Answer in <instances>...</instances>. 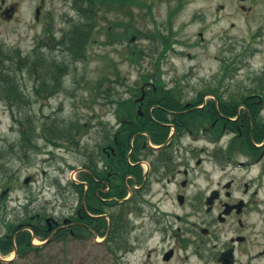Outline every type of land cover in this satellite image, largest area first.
<instances>
[{"label": "flooded vegetation", "instance_id": "obj_1", "mask_svg": "<svg viewBox=\"0 0 264 264\" xmlns=\"http://www.w3.org/2000/svg\"><path fill=\"white\" fill-rule=\"evenodd\" d=\"M28 1L24 17L25 0H0V21L45 26L53 38L36 41L20 72L33 84L27 88L17 75L19 89L27 104L62 91L74 97L75 89L60 78L69 69L66 61L40 49L53 44L74 59L87 57L98 11L108 12L111 2L68 0L65 8L76 20L57 38L50 28L57 8L48 6L50 0ZM137 5L147 6L145 0ZM239 8L251 11L253 5L239 0ZM64 18L69 21L70 13ZM72 29L77 35L89 31L74 47ZM105 32L108 45V25ZM161 33L169 44L158 38L161 47L147 56L149 65L144 49L131 50L141 81L116 83L125 91L110 88L108 122L80 123L76 115L55 113L21 119L14 112L11 159L31 166L42 153V164L76 169L78 179L52 181L65 199L60 207L73 209L67 214L56 213V195L46 197L45 182L36 184L30 175L6 181L0 264H264V75L237 81L241 53L226 58L218 51V67L201 80H165L170 70L164 64L181 41L171 27ZM198 36L202 41V32ZM90 128L92 137L84 139ZM67 156L83 161L74 165ZM7 193H14L11 211ZM73 196L75 206L69 204Z\"/></svg>", "mask_w": 264, "mask_h": 264}, {"label": "rangeland", "instance_id": "obj_2", "mask_svg": "<svg viewBox=\"0 0 264 264\" xmlns=\"http://www.w3.org/2000/svg\"><path fill=\"white\" fill-rule=\"evenodd\" d=\"M178 1L145 0L147 6L108 3V12L105 8L98 11L96 23L99 29L93 32L88 56L81 60L72 58L63 49L53 47V44L48 46L49 48L43 46L40 49H44L48 55H55L66 61L69 69L65 74H61L60 78L70 90L75 89V96L66 97V92L62 91L50 99L36 101L34 96L30 95L31 99H34L32 104H26L22 108L15 107L11 111L0 95V191L7 180H21L24 176L30 175L32 179L38 181L36 184L45 182L50 186L46 189L49 193H44L49 198L57 193L56 186L52 185L54 178L62 181L78 179L76 169L53 170L42 164L41 159L44 157L42 153L34 155L31 166L21 167L15 159H11L8 151L10 144L17 137V131L12 125L14 112L21 118L34 115L37 119H42L46 114L55 113L64 118L76 115L80 123L96 118V121L108 122V89L115 87L114 91H125L116 83L141 81L139 78L141 70L136 63H132L129 52L133 49H144V61L146 60L145 64L149 65L147 56L153 51L156 53V49L161 47L155 35L157 29L169 33L171 27L173 38L181 41L176 44V53H170L168 62L164 64L170 70L164 75L165 80L194 82L201 80L206 72L218 67L219 58H214L218 51L226 58L231 56V52L241 53L237 81L248 84L251 82L250 77L264 75V0H248L253 5L251 11L241 10L239 0H181V6L170 18L169 25L171 9L179 4ZM59 2L50 0L48 4L49 7L57 8L54 10L55 21L50 27L57 38L60 37L61 31L68 29L76 20L75 12L65 8L69 1H61V5ZM24 3V17H28L31 1L25 0ZM220 3L223 4V8L218 7ZM64 12L70 13L74 21L71 18L69 21L64 18ZM25 22V20L23 23L0 21V43L5 48L19 49L22 56L28 57L33 49H37L35 45L37 40H49L53 37L50 32L44 31L45 26H29ZM107 25L108 45L105 42ZM127 27L130 31L124 36ZM198 32H202V41L199 40ZM133 34L135 38L130 41L129 38ZM113 37L117 40L112 41ZM93 38L96 39L95 42L92 41ZM187 51L192 55V59L185 55ZM190 67L194 68L191 76H188L186 71H189ZM116 71L120 79L115 75ZM18 74L26 87L30 88L33 84L30 82L31 79L26 78V74L20 71ZM93 132L91 128L84 131V139L91 138ZM4 152L8 154L5 155ZM66 158L74 165L83 161L82 156L80 159L69 156ZM13 195L14 193H7L9 211L14 205ZM51 199L57 214H67L73 210L60 207L65 200L61 194ZM74 203L73 196L69 204L75 206Z\"/></svg>", "mask_w": 264, "mask_h": 264}, {"label": "trees", "instance_id": "obj_3", "mask_svg": "<svg viewBox=\"0 0 264 264\" xmlns=\"http://www.w3.org/2000/svg\"><path fill=\"white\" fill-rule=\"evenodd\" d=\"M97 2H102L104 0H94ZM108 2L111 3H118V4H136L138 3V0H108ZM130 30L128 27L126 28L124 32V36L128 35V32ZM70 33H74V29L69 31ZM85 34L86 36L89 35V31H84L82 34L77 35V34H72L69 37V43L76 46V44L81 40ZM155 35L164 42L165 45H168V38H166L159 29L156 30ZM117 40L116 37H113L112 41ZM67 45V43H65ZM69 46V45H68ZM129 58L133 61L136 62V57L133 56L131 52H129ZM27 58L22 56L20 50H15V49H10V48H5L1 43H0V95L1 97L5 100L7 106L11 111L17 108H22L26 106L28 103L27 100L25 99V96L21 93V90L19 89V85L17 83L16 76L19 75L18 71L21 72V68L25 65H27ZM117 78L120 79L118 71L115 72ZM145 80L148 78H144ZM258 80L259 79L258 77ZM109 91V89H108ZM26 115V114H25ZM24 115V116H25ZM21 119H31L30 115H27L26 117H22ZM82 126V124H80ZM26 133V132H24ZM3 154L7 155L8 152H4ZM83 176H85L88 179H92L91 176H89L88 173L84 172L82 173ZM89 197V196H88ZM87 202L89 203L90 200L87 198ZM98 207H100L99 203H96ZM93 210V209H91ZM99 211V209H97Z\"/></svg>", "mask_w": 264, "mask_h": 264}, {"label": "water", "instance_id": "obj_4", "mask_svg": "<svg viewBox=\"0 0 264 264\" xmlns=\"http://www.w3.org/2000/svg\"><path fill=\"white\" fill-rule=\"evenodd\" d=\"M135 38V36L133 35V36H131V40H133Z\"/></svg>", "mask_w": 264, "mask_h": 264}]
</instances>
